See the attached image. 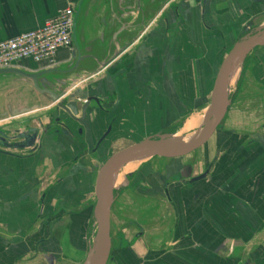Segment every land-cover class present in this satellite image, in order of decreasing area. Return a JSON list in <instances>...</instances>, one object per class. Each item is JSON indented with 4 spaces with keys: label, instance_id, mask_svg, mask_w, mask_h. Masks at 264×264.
Listing matches in <instances>:
<instances>
[{
    "label": "crops",
    "instance_id": "1",
    "mask_svg": "<svg viewBox=\"0 0 264 264\" xmlns=\"http://www.w3.org/2000/svg\"><path fill=\"white\" fill-rule=\"evenodd\" d=\"M70 4L71 48L0 71V132H38L33 146L0 143V264H84L102 165L172 129L199 133L223 60L264 25V0H0V40ZM232 69L226 127L184 156L117 168L107 264H264V46ZM54 93L78 118L99 102L80 121Z\"/></svg>",
    "mask_w": 264,
    "mask_h": 264
},
{
    "label": "water",
    "instance_id": "2",
    "mask_svg": "<svg viewBox=\"0 0 264 264\" xmlns=\"http://www.w3.org/2000/svg\"><path fill=\"white\" fill-rule=\"evenodd\" d=\"M246 30H248V28H246ZM258 46H264V25L258 27L255 32H250L246 37L235 43L226 58L223 60L216 77L214 89L212 91L206 122L202 128V131L196 137L190 141L179 143L175 146H164L161 144L162 140H158L155 136L149 137L114 153L102 165L97 176L95 188V217L97 221L96 240L94 244H92L89 257L84 264H89L90 257L93 251L96 249L97 243L98 258L96 264H107L111 257V207L113 203V197L112 194H109L108 187L117 166L123 160L129 157H180L189 154L204 145L216 132L231 105V99L228 96L226 87L227 78L231 68L239 58H242L245 54ZM9 70L11 71L14 69L0 68V71ZM113 82L116 83V75L113 77ZM60 95V93H54L53 97L55 100H58ZM92 100L99 102L97 97L87 98L85 104L82 107V116L80 118L77 117L80 112L77 100H71L66 103L60 101L58 102V107L67 111V113L76 120L82 121L88 113V108ZM25 111L27 110H22V112ZM28 130L29 132H24L21 136L24 138H30V141L26 142L24 145H20V147L33 146L35 144L38 132L34 131L33 128H29ZM30 131H34L35 133L31 135Z\"/></svg>",
    "mask_w": 264,
    "mask_h": 264
},
{
    "label": "built area",
    "instance_id": "3",
    "mask_svg": "<svg viewBox=\"0 0 264 264\" xmlns=\"http://www.w3.org/2000/svg\"><path fill=\"white\" fill-rule=\"evenodd\" d=\"M74 25L75 7L70 4L42 27L0 40V67H11L24 60L54 63L60 49L72 47Z\"/></svg>",
    "mask_w": 264,
    "mask_h": 264
},
{
    "label": "rangeland",
    "instance_id": "4",
    "mask_svg": "<svg viewBox=\"0 0 264 264\" xmlns=\"http://www.w3.org/2000/svg\"><path fill=\"white\" fill-rule=\"evenodd\" d=\"M249 33V32H248ZM241 59L242 58H240L236 63H235V65L233 66V69L236 67V66H239V69H240V63H241ZM232 69V70H233ZM236 85V84H235ZM235 85H234V87H229V81H228V95H229V98H231L232 96H233V94H234V91H236V87H235ZM46 112V111H45ZM45 112H37V113H35L34 115H32V116H39V115H41V113L43 114V113H45ZM46 114V113H45ZM47 114H50V113H48V110H47ZM44 115V114H43ZM23 118V117H22ZM226 122L224 121H222L221 122V127H223V126H225L226 127ZM190 126H191V124H190ZM24 128V127H23ZM173 131H170V132H168V133H163L162 135H157L156 136V138L158 139V140H162L163 142H166V143H168V144H170V145H175L176 143H184V142H187V141H190L191 139H193L194 137H196L201 131H202V129H199V133H195V135H188L187 133H177L176 131H175V129H172ZM140 157V156H139ZM146 157V156H145ZM137 160V159H136ZM137 162V161H136ZM135 162V163H136ZM126 164H128V163H126ZM126 164H122V166H121V169L123 168L124 169V166L126 165ZM132 164V161L131 162H129V164L128 165H131ZM133 165V164H132ZM127 169H125L124 171H126ZM117 174V171L113 174V176H115ZM119 177V176H118ZM120 179H121V176H120ZM96 234H97V230H96V233H95V235H94V239H93V241H92V244H94V242H95V240H96ZM97 248H98V243H97V246H96V249L93 251V253H92V255H91V257H90V260H89V264L91 263V262H95V260H96V257H97Z\"/></svg>",
    "mask_w": 264,
    "mask_h": 264
},
{
    "label": "flooded vegetation",
    "instance_id": "5",
    "mask_svg": "<svg viewBox=\"0 0 264 264\" xmlns=\"http://www.w3.org/2000/svg\"><path fill=\"white\" fill-rule=\"evenodd\" d=\"M33 78L37 82L36 78L35 77H33ZM44 87H45V89H47L46 85ZM10 113H11V111H9V114ZM25 120H27V119H25ZM22 121H24V120H22ZM23 125H25V123L21 124V127H23ZM28 129L29 128H26V129L17 128L15 130L13 129L12 131L0 132V143L5 145L8 148L19 149L20 145H22V144L24 145L26 142L30 141V138H24L21 136L24 132H29ZM34 133L35 132L30 131L31 135Z\"/></svg>",
    "mask_w": 264,
    "mask_h": 264
},
{
    "label": "bare ground",
    "instance_id": "6",
    "mask_svg": "<svg viewBox=\"0 0 264 264\" xmlns=\"http://www.w3.org/2000/svg\"><path fill=\"white\" fill-rule=\"evenodd\" d=\"M239 59H240V58H239ZM239 59H238V60H239ZM238 60H237V61H238ZM237 61H236V62H237ZM234 65H235V64H234ZM232 68H233V67H232ZM232 68H231V69H232ZM230 71H231V70H230ZM229 74H230V73H229ZM228 81H229V76H228L227 83H226L227 91H228ZM161 144L164 145V146H175V145H178L179 143H176L175 145H170V144H168V143L162 141ZM129 158H131V157H129ZM129 158H126L125 160H127V159H129ZM125 160H123L121 163H123ZM121 163H120V164H121ZM120 164H119V165H120ZM119 165L117 166V168L119 167ZM117 168L115 169V171L117 170ZM114 173H115V172H114ZM97 250H98V248H97ZM97 258H98V251H97V257H96L95 262H94V263L91 262L90 264H96V263H97Z\"/></svg>",
    "mask_w": 264,
    "mask_h": 264
}]
</instances>
